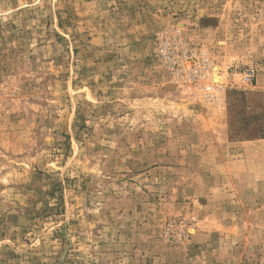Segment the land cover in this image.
<instances>
[{
    "label": "rangeland",
    "instance_id": "obj_1",
    "mask_svg": "<svg viewBox=\"0 0 264 264\" xmlns=\"http://www.w3.org/2000/svg\"><path fill=\"white\" fill-rule=\"evenodd\" d=\"M0 264H264V0H0Z\"/></svg>",
    "mask_w": 264,
    "mask_h": 264
},
{
    "label": "bare ground",
    "instance_id": "obj_2",
    "mask_svg": "<svg viewBox=\"0 0 264 264\" xmlns=\"http://www.w3.org/2000/svg\"><path fill=\"white\" fill-rule=\"evenodd\" d=\"M212 81L215 82V84H219L222 82V75L219 74V69L216 66L212 67Z\"/></svg>",
    "mask_w": 264,
    "mask_h": 264
},
{
    "label": "built area",
    "instance_id": "obj_3",
    "mask_svg": "<svg viewBox=\"0 0 264 264\" xmlns=\"http://www.w3.org/2000/svg\"><path fill=\"white\" fill-rule=\"evenodd\" d=\"M205 88H206V89H209V88H211V87H210V85H206V87H205Z\"/></svg>",
    "mask_w": 264,
    "mask_h": 264
}]
</instances>
